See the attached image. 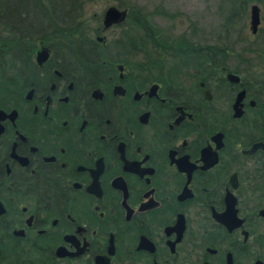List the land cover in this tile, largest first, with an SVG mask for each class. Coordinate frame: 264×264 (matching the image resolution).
Listing matches in <instances>:
<instances>
[{"label": "flooded vegetation", "instance_id": "obj_1", "mask_svg": "<svg viewBox=\"0 0 264 264\" xmlns=\"http://www.w3.org/2000/svg\"><path fill=\"white\" fill-rule=\"evenodd\" d=\"M103 11L0 48V264H264V60L141 62Z\"/></svg>", "mask_w": 264, "mask_h": 264}, {"label": "rangeland", "instance_id": "obj_2", "mask_svg": "<svg viewBox=\"0 0 264 264\" xmlns=\"http://www.w3.org/2000/svg\"><path fill=\"white\" fill-rule=\"evenodd\" d=\"M252 1L260 3L259 29L255 34L249 30V5ZM82 27H93L103 9L113 4L119 8L130 4L138 6L148 20L160 28V35L172 37L178 34L189 36L194 41L208 43H228L240 48L249 45L247 53L255 63L264 60V0H244L243 4L230 3L229 0H78ZM96 15V18L93 17ZM229 26L231 29H229ZM119 26L105 31L107 37L113 36ZM150 58L172 63L176 59L150 50ZM140 54L141 62L145 60ZM142 55V57H141ZM148 56V57H149ZM178 69V65L176 66ZM182 66L179 65V69Z\"/></svg>", "mask_w": 264, "mask_h": 264}, {"label": "trees", "instance_id": "obj_3", "mask_svg": "<svg viewBox=\"0 0 264 264\" xmlns=\"http://www.w3.org/2000/svg\"><path fill=\"white\" fill-rule=\"evenodd\" d=\"M78 0H0V48L9 45L11 40L13 48L19 50L22 31L30 28V24H56L54 29L60 31L86 30L81 26V11ZM244 3V0H229L230 3ZM127 8L125 28L130 30L129 39L124 44L138 46L145 62H163L151 59L150 50L170 55L176 60L174 63L197 62L202 52L209 51L218 43L194 41L189 36L178 34L172 38L168 34H159L160 28L148 20L142 10L130 4ZM95 30V28H92ZM149 56V57H148Z\"/></svg>", "mask_w": 264, "mask_h": 264}, {"label": "water", "instance_id": "obj_4", "mask_svg": "<svg viewBox=\"0 0 264 264\" xmlns=\"http://www.w3.org/2000/svg\"><path fill=\"white\" fill-rule=\"evenodd\" d=\"M126 15V8H118L114 5H108L105 7L102 15V24L103 26H107L112 22H119L124 19ZM259 21L258 15V6L255 3H252L249 6V28L251 31L256 29V26ZM263 68H264V61H263Z\"/></svg>", "mask_w": 264, "mask_h": 264}, {"label": "bare ground", "instance_id": "obj_5", "mask_svg": "<svg viewBox=\"0 0 264 264\" xmlns=\"http://www.w3.org/2000/svg\"><path fill=\"white\" fill-rule=\"evenodd\" d=\"M41 29V28H40Z\"/></svg>", "mask_w": 264, "mask_h": 264}]
</instances>
